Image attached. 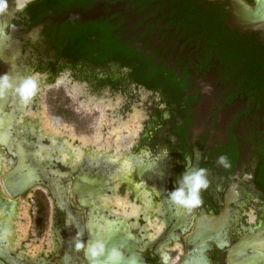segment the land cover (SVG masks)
Listing matches in <instances>:
<instances>
[{"label":"flooded vegetation","instance_id":"flooded-vegetation-1","mask_svg":"<svg viewBox=\"0 0 264 264\" xmlns=\"http://www.w3.org/2000/svg\"><path fill=\"white\" fill-rule=\"evenodd\" d=\"M247 2L254 5V0ZM9 4L18 10L0 39L11 68L18 70L12 75L16 82L33 68L52 76L62 69L82 70L92 74L96 87L135 86L158 99L137 141L126 154L114 155L136 166L127 167L129 177L117 171L112 178L119 164L104 163L106 156L99 154L111 153L84 149L73 160L60 158L61 138L53 141L39 133L37 124H17L19 98L8 93L0 105V135H5L0 144V250L13 259L0 261L78 264L84 250L74 249L76 233L83 232L85 241L87 219L108 214L142 238L141 253L149 264H264V39L261 31L234 26L233 0ZM8 113L13 117L9 137ZM165 146L169 156L158 158ZM88 154L99 157L90 162ZM220 155L228 157L229 168L217 164ZM186 156L207 169L210 181L202 206L190 214L167 199ZM12 171L31 172V188L9 193ZM33 190L45 194L55 246L50 255L20 261V248L8 249L5 216L13 207L19 210V199Z\"/></svg>","mask_w":264,"mask_h":264},{"label":"rangeland","instance_id":"rangeland-1","mask_svg":"<svg viewBox=\"0 0 264 264\" xmlns=\"http://www.w3.org/2000/svg\"><path fill=\"white\" fill-rule=\"evenodd\" d=\"M91 75L89 71L62 69L52 76L31 69L27 76L36 78L39 87L29 101H24L16 123L37 124L39 133L53 136V141L61 138L69 147H75L78 157L84 149L115 156L126 154L143 131L149 107L158 96L135 86L96 87ZM85 77H90L89 83L83 81ZM18 206L13 248H24L28 258L50 255L55 244L45 194L41 190L30 191L19 199ZM123 206L119 209L122 212ZM157 232L158 229L153 230L151 236Z\"/></svg>","mask_w":264,"mask_h":264},{"label":"water","instance_id":"water-1","mask_svg":"<svg viewBox=\"0 0 264 264\" xmlns=\"http://www.w3.org/2000/svg\"><path fill=\"white\" fill-rule=\"evenodd\" d=\"M233 6L232 14L234 17V26L240 31H261V36L264 39V0H254V5L248 3L247 0H233ZM6 48L7 46L5 42L0 39V58ZM6 72L4 61L1 59L0 75L5 74ZM10 78L11 83L14 86L20 83V81L16 82L14 76H10ZM9 92L0 96L1 107H3L4 102L7 100ZM8 119L7 136L9 137L10 129L13 126V117L9 113ZM3 138H5V135H0V144L2 143ZM18 166L21 168L22 165ZM33 178L31 172L21 175L16 171H12V175L6 183V188L9 193L20 195L31 188L33 185ZM87 195L90 198L91 193L89 190H87ZM84 235L85 234H83V236ZM95 240H103L109 249L112 247H119L124 253V258L121 264H149L141 253V249L143 248L142 238L132 234L128 229V225L118 218H112L108 214L103 216V218H96L94 216L89 217L87 219L85 242L90 244ZM85 252L86 249L83 252V259L78 264H88ZM0 257L4 258L6 261H12L13 259L9 256V251L5 252L0 250ZM16 259L22 261L26 260L27 257L18 254ZM0 264L3 263L0 261ZM41 264H47L45 259L41 260ZM64 264L68 263L64 262ZM95 264H106V257H100Z\"/></svg>","mask_w":264,"mask_h":264},{"label":"clouds","instance_id":"clouds-1","mask_svg":"<svg viewBox=\"0 0 264 264\" xmlns=\"http://www.w3.org/2000/svg\"><path fill=\"white\" fill-rule=\"evenodd\" d=\"M9 4V0H0V36L5 35V30L10 26L8 19L15 15V11ZM39 83L33 76H26L18 85L11 83L8 73L0 75V96L6 92H13L22 101H29L37 92ZM169 149L165 146L158 158H167ZM199 156L200 154L197 153ZM186 165L184 171L177 177L174 188L167 193V199L186 214L192 213L203 204L202 193L210 186L207 175V169L196 167L192 164V157H185ZM124 167H135V161H123ZM217 164L224 167H230V161L226 155H220ZM159 175H163L159 172ZM71 222H67L66 226ZM83 232L78 231L74 240V249L76 251L85 250V256L88 264H95L100 257H106V264H121L124 253L119 247L109 249L103 240H95L88 244L83 239Z\"/></svg>","mask_w":264,"mask_h":264},{"label":"bare ground","instance_id":"bare-ground-1","mask_svg":"<svg viewBox=\"0 0 264 264\" xmlns=\"http://www.w3.org/2000/svg\"><path fill=\"white\" fill-rule=\"evenodd\" d=\"M7 54L5 52H3L2 53V56L3 57L1 56L0 59H2L4 61V68L7 69V72L6 73H8L9 76H12L14 74V72L16 73V72H18V70L16 69L15 66H13L11 68V65L9 64L8 59H7V56H6ZM10 70H12V73L10 72ZM23 103H24V101H22L20 99L17 101V105L15 107L17 111H19V110L22 109ZM49 137H50L51 140L54 139L53 136H51V135H49ZM61 143L63 144V148L66 147V149H68V151L60 147L61 149L58 150L59 151L60 158L61 157H64V155H66L67 157L70 158L69 160H73L76 157V148L75 147H73V148L68 147L66 145V143L62 139H61ZM60 146H61V144H60ZM99 154H103V155L106 156V160L104 161V163L115 164L117 162L119 164L118 168H115L116 170L115 169L114 170L113 169L111 170L110 176L112 178L114 177V174L117 171H119L123 177H125V178L129 177V171H130V169L127 168V167H124L123 164H122L123 161H130L128 158H119V159L116 160L115 157H114V155L111 156L110 154H107V153H104V152H100ZM98 157H99V155L96 156V154H88V158H89V161L90 162H93V160H96ZM99 163H101V162H99ZM152 169H154V168H152ZM142 176H143V174H142ZM79 184H81V183H77V188H78V185ZM102 203H104V202L102 201ZM12 210H13V213L14 214L12 213V214H8V215L5 216V221H6L7 225L9 226L8 227V237L6 238L7 239V244H8V249L9 250H15L13 248V241H15V239H16V235H15V233L13 231V225H12L11 221H12L14 215H15V212L17 213L18 210L15 207H13ZM23 251H25L24 248L20 247L18 253L20 255L24 256Z\"/></svg>","mask_w":264,"mask_h":264}]
</instances>
